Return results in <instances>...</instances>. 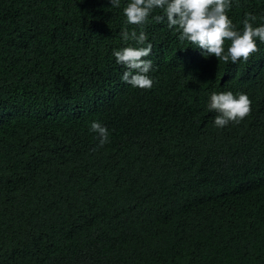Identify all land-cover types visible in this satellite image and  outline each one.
<instances>
[{
	"label": "trees",
	"instance_id": "obj_1",
	"mask_svg": "<svg viewBox=\"0 0 264 264\" xmlns=\"http://www.w3.org/2000/svg\"><path fill=\"white\" fill-rule=\"evenodd\" d=\"M121 26L107 0H0V264H264V45L225 64L151 22L143 91L110 58ZM212 89L251 113L213 128Z\"/></svg>",
	"mask_w": 264,
	"mask_h": 264
},
{
	"label": "clouds",
	"instance_id": "obj_2",
	"mask_svg": "<svg viewBox=\"0 0 264 264\" xmlns=\"http://www.w3.org/2000/svg\"><path fill=\"white\" fill-rule=\"evenodd\" d=\"M238 0H107L119 10L121 45L110 50V58L124 68L120 80L134 89L151 90L155 84L151 22L164 24L179 42H187L202 58L237 65L245 63L264 45V13L245 11L238 22L230 15ZM204 107L213 113L212 126L221 130L238 125L252 111L246 91L212 89ZM97 147L109 142L110 131L100 120L88 122Z\"/></svg>",
	"mask_w": 264,
	"mask_h": 264
}]
</instances>
